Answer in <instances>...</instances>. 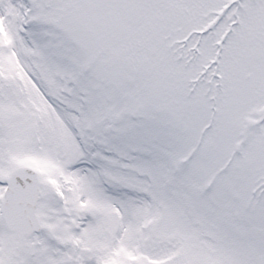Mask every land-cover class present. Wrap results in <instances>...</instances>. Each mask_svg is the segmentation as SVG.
<instances>
[{"label": "snow or ice", "instance_id": "snow-or-ice-1", "mask_svg": "<svg viewBox=\"0 0 264 264\" xmlns=\"http://www.w3.org/2000/svg\"><path fill=\"white\" fill-rule=\"evenodd\" d=\"M0 264H264V0H0Z\"/></svg>", "mask_w": 264, "mask_h": 264}]
</instances>
